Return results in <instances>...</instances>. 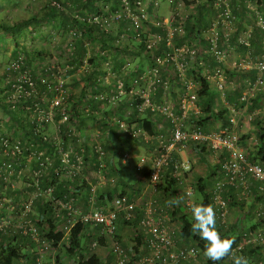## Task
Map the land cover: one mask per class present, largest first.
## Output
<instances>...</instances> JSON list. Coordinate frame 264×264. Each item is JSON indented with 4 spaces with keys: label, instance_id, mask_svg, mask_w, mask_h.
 I'll return each instance as SVG.
<instances>
[{
    "label": "built area",
    "instance_id": "obj_1",
    "mask_svg": "<svg viewBox=\"0 0 264 264\" xmlns=\"http://www.w3.org/2000/svg\"><path fill=\"white\" fill-rule=\"evenodd\" d=\"M104 1L87 11L85 17L76 11L72 14L73 19L87 20L95 28L90 34L77 23L63 31L67 37L60 52L64 60L54 51H44L39 56L41 63L35 66L32 61L29 65L28 56L19 51L6 67L2 104L14 114L0 123V182L3 190L9 191L0 192V239L28 238L32 244L28 243L26 251L35 254L30 264H82L66 250L73 229L82 224L78 237L84 255H97L103 240H110L113 258L107 261L101 257L103 264H217L204 256L205 243L195 234L186 237L189 243L179 247L167 219L157 218L153 202L147 203L145 215L137 222L147 234L144 248L130 252L117 232L122 222L136 217L139 202L121 192L108 196L119 182L113 157L117 152L111 149L114 138L155 140L152 153L119 148L120 161L131 163L139 174H147L154 192L160 190L163 179L182 181L191 171L190 160L181 157V152L188 141H195L228 152L221 164L223 177L208 190L217 229L223 237L237 226L239 239L233 251L245 255L249 264H264V257L257 259L250 254L254 250L260 253L264 246V166L250 159L241 147L235 118L230 119L232 127L221 131L207 133L199 126L189 127L190 119L199 113L189 104L195 101L190 95L201 75L197 71L192 78L186 76L194 65L201 69L200 50L216 62L211 71L202 73L203 77L217 79L219 88L225 83L221 62L227 53L220 47L221 32L229 39L228 30L236 19L228 0H210L218 14L203 46L199 45V34L198 39L175 43L176 33L187 35V0H166L173 8L168 18L159 13L161 0ZM53 5L63 8L59 2ZM259 21L264 27V19L260 17ZM151 26L165 30V35L152 31ZM221 26L228 30L223 31ZM32 34L37 36V30ZM136 41L143 43L147 62L128 50ZM241 41L248 43L246 36ZM79 42L82 52H77ZM171 65L183 76L184 95L178 106L170 99ZM257 69L255 83L241 98L244 102L264 88V55ZM146 113L165 116L171 124V135L150 133L139 121ZM250 180L258 184L257 191ZM231 189L239 190L244 199L260 196L254 220L261 223L245 226L242 218L237 223V218L231 220L226 195ZM193 192L191 189L188 194ZM101 196L109 202L102 204ZM193 202L188 198L187 206ZM83 204L88 209H82ZM46 218L65 219L58 223L63 236L55 245L41 228L40 222L47 223ZM91 233V241L83 244ZM221 264L233 261L226 257Z\"/></svg>",
    "mask_w": 264,
    "mask_h": 264
},
{
    "label": "crops",
    "instance_id": "obj_2",
    "mask_svg": "<svg viewBox=\"0 0 264 264\" xmlns=\"http://www.w3.org/2000/svg\"><path fill=\"white\" fill-rule=\"evenodd\" d=\"M227 2L231 6L236 19L229 30L221 26L223 31L228 30L230 33L229 39L224 37L223 32H221L220 38V47L226 49L227 53L221 62V66L224 69L223 78L225 83L223 88H219L217 86V79L207 80L203 77L202 73L211 71L216 62L207 56L203 50H200L199 56L203 64L201 69L197 70L194 65L189 68L187 71L188 75L186 76L192 78L193 72L197 71L201 75L200 79L197 80V86L192 95H190L193 99L195 98V101L193 104H189L191 107H197L199 113L193 115L190 119L189 127L195 128L199 126L207 133L221 131L232 127L230 119L232 117L235 118L237 130L241 135V147L247 152L250 159L264 166V151L261 150L260 140L262 130H264V88L258 89L248 102L241 100L243 94L255 83L258 74L257 65L264 55V27L259 21L260 17L264 19V0H228ZM165 3L167 5L161 11L159 10V13L163 17L168 18L172 15L173 8L168 2L165 1ZM203 4L206 5L203 6ZM185 12L188 14L186 21L187 35L183 36L176 33L175 43L182 45L186 41L198 39L197 34H199V45L203 46L207 44L208 30L212 21L217 18L218 8L210 0H203L199 3L196 0H187ZM153 27L151 26L152 31L160 32L163 36L165 35V30ZM244 36L248 39L247 44L241 41V38ZM63 44H53V47H55L53 51L58 55L60 60H64V57L60 53L63 49ZM79 44L78 48L81 47L82 43ZM128 50L137 54L141 61L147 62L149 60L147 56L143 55L142 42H133L131 48L128 47ZM157 52L159 53V51ZM171 67L174 72L171 76L172 94L170 99L175 106H178L184 95L183 76L175 66L171 65ZM74 86L81 88L78 84H74ZM157 94L159 95V101L163 100L162 93L159 91ZM145 116L144 114L141 118L144 119ZM147 117L154 129V132L150 133L164 134L165 136L171 135V124L165 116L147 113ZM126 140L130 141L129 150L140 153H152L155 150V140L153 139L133 140L129 138ZM111 149H116L115 141L112 142ZM113 157L115 160L116 155ZM181 157L190 160L192 165L191 171L187 172L182 181L168 178L163 179L158 192H154L150 188L147 174L137 173L133 170L131 163L123 164L119 158L117 171L119 182L114 188H111L112 190L108 193V196L111 198L113 194L121 192L128 195L131 200L136 199L139 202L136 217L130 222H122L117 232L118 239L130 252L138 253L141 251V248H144L147 234L138 227L137 222L141 216L145 215L144 209L147 203L150 204L151 202H153L152 205L156 209L157 218L167 219L166 223L175 232L177 245L180 247L189 243L188 238L182 234L183 224L181 221L183 215L193 220L186 201L190 198L198 203H204L206 199L210 202L208 190L219 178L223 177L221 164L228 158V152L226 150H213L207 144L188 141L185 149L181 152ZM129 169L133 170L134 178L132 180L126 178V173ZM167 180H170V184ZM250 185L257 191L258 184L254 180H250ZM191 189L194 192L189 196L188 192ZM0 192L9 194V191L3 190L1 182ZM226 195L229 197L231 220L237 218V223L238 218H242L240 221L245 226H256L261 223L254 220V210L260 206V196H256L253 199H244L241 197V192L235 189L227 191ZM101 199L102 204L109 202L107 197L101 196ZM175 200H179L180 203H173ZM82 209H88L87 205L83 204ZM55 219L60 224L64 223L65 220L64 218ZM93 235L94 233L87 234L82 243L91 241ZM110 243V240H103L97 249L98 257H103L107 261L112 260ZM27 251L29 252L28 249ZM60 251L59 255L62 254ZM260 251L259 253L257 250L258 253L255 255L257 259L264 257V246H262ZM18 263L28 264L23 259L18 261Z\"/></svg>",
    "mask_w": 264,
    "mask_h": 264
},
{
    "label": "trees",
    "instance_id": "obj_3",
    "mask_svg": "<svg viewBox=\"0 0 264 264\" xmlns=\"http://www.w3.org/2000/svg\"><path fill=\"white\" fill-rule=\"evenodd\" d=\"M55 1H58L59 4H61L64 9L59 8L57 5H53L52 3H48L45 6H43L42 15H36L35 12H32L31 14L28 15H24V14L21 15L19 11H14L10 13L8 10V7H10V5H14V6L18 5V0H0V40L4 41L6 34L10 36L13 41H15V49H14L15 51L12 54L11 58L8 60L6 67L10 62V60L14 58V56L19 51H23L27 55L26 53L27 48H30V50L28 51L30 54H35L38 57L41 56V54L44 51L50 52L49 46L45 45V46H41V48H38L36 47V43H34L40 38L45 39L47 42L48 40L50 41L51 39V37H49L50 35L44 36L43 34L40 33L39 35L36 36L32 34L34 30L41 31L40 30L41 26L38 25V23L39 24L42 23L43 26L56 27L58 28V31L60 29L62 33L63 31H67V29L70 26L79 23L81 27L87 28L88 33L91 34L93 32V29L95 28L94 25H89V23L86 22L87 20L73 19L72 14L75 13L76 11L79 12L81 16L84 17L87 16L86 12L93 10L97 6L96 1L98 2L99 0H77V2H73V3L67 2L70 0H55ZM25 36L31 37V47L28 46L29 44L27 43L20 44V39L24 38ZM117 49H123V48L119 47ZM77 52H82V46L78 48ZM31 62L32 60H28L29 65L32 64ZM5 71L6 68L3 72V78L6 77ZM5 88L6 86L3 87L0 84V105L3 107L6 113L12 115L14 114L13 111L11 109H8L6 105L2 104L3 103L2 93L4 92ZM145 115H146L145 118L144 119L140 118L139 121L144 125V127L149 132H154L153 126L151 125V122L148 120L147 113ZM260 140H261V150L264 151V130H262ZM167 181L170 184V180ZM208 202L209 200L206 199V201H204V204H207ZM208 204H210V202ZM181 221L183 224V229H182L183 236L184 237L192 236V234L194 233L191 231V224L194 221L191 218H188L186 215L182 216ZM58 223L59 222L55 218H48L47 223L40 222L42 230L44 232L49 233V237L54 240V245L57 244V242H59L63 236V231L59 229ZM83 227L84 226L82 224H77L76 227L73 229L72 239H71L72 242L70 243L69 246L68 245L66 246L67 252L74 258L80 259L82 261V264H103L102 259L99 258L98 255L93 254L89 256V254L84 255L83 253L80 252L82 248L78 236L82 231ZM238 230L239 228L237 226H233L230 230H227L223 234V237L231 238L236 243L239 239L237 236ZM28 243H29L28 238H25L23 236H16V237L11 236L5 238L4 241L0 239V264H19L18 261H21L22 259L29 264L32 261H35L34 259L35 254L26 251V247ZM202 247L205 248V244H203ZM256 253H258L257 250L250 252L251 256H255ZM215 263L221 264V261H216Z\"/></svg>",
    "mask_w": 264,
    "mask_h": 264
},
{
    "label": "rangeland",
    "instance_id": "obj_4",
    "mask_svg": "<svg viewBox=\"0 0 264 264\" xmlns=\"http://www.w3.org/2000/svg\"><path fill=\"white\" fill-rule=\"evenodd\" d=\"M166 0H161V9L160 11L164 8V6H166L167 4L165 3ZM53 2H58L55 0H18V5L14 6V5H10V7H8L9 12H14V11H19L20 14H24V15H28L31 14L32 12H35L36 15H42L43 13V6H45L48 3H52ZM68 3H73V2H77V0H70L67 1ZM105 1L104 0H99L97 2L98 5H102ZM167 2V1H166ZM11 17V16H9ZM38 25L41 26V31H37L38 35L41 33L44 36H47L48 34L51 35V39L50 41L48 40V42L45 39L40 38L39 40L35 41L34 43H36V47L41 48V46H49L50 47V51L53 52V50L55 49V47H53V45L51 44H59L61 45L62 43L65 42L64 37H66V35L64 33L61 32V30L56 27H48V26H43L42 23H38ZM64 34V35H63ZM39 37V36H38ZM48 39V38H47ZM63 39V40H61ZM57 40H59L58 42H56ZM27 43L29 44L28 46L31 47V37L30 36H25L24 38L20 39V44H24ZM0 84L1 86L5 87L6 84V78H3V72L6 68V64L8 62V60L11 58L12 54L14 53V49H15V41L12 40V38L8 35L5 34V39L4 41L0 40ZM30 50V48H27L26 53L28 55V60H32L34 63L33 65L36 66L37 63H41L42 60H40V57L36 56L35 54H30L28 51ZM54 53V52H53ZM32 63V62H31ZM5 96V90L2 93V97ZM5 114L8 116L10 114L6 113L5 110L3 109V107L0 105V123H3V119L5 117ZM114 141L116 143V158H115V165L116 167H119V158L121 156V154L119 153V148L124 146L125 149H129L130 148V141L129 140H120L118 138H114ZM133 170L135 171L134 166L132 167ZM132 169H129L127 171V177L126 178H130L131 180L134 178L133 175V171Z\"/></svg>",
    "mask_w": 264,
    "mask_h": 264
},
{
    "label": "clouds",
    "instance_id": "obj_5",
    "mask_svg": "<svg viewBox=\"0 0 264 264\" xmlns=\"http://www.w3.org/2000/svg\"><path fill=\"white\" fill-rule=\"evenodd\" d=\"M173 203L179 204L180 201L175 200ZM189 207L194 221L191 224V231L205 241L203 252L205 257L214 262L228 257L232 259L233 264H249V259L245 255H238L233 251L235 241L221 236L216 227V212L212 204L193 202Z\"/></svg>",
    "mask_w": 264,
    "mask_h": 264
}]
</instances>
